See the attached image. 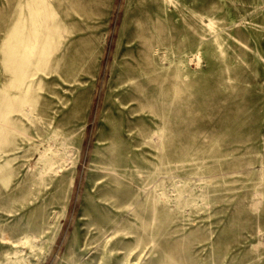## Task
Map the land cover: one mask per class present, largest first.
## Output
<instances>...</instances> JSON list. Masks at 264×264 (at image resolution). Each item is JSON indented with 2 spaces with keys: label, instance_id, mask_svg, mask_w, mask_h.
I'll list each match as a JSON object with an SVG mask.
<instances>
[{
  "label": "rangeland",
  "instance_id": "rangeland-1",
  "mask_svg": "<svg viewBox=\"0 0 264 264\" xmlns=\"http://www.w3.org/2000/svg\"><path fill=\"white\" fill-rule=\"evenodd\" d=\"M31 1L0 0V264H264V0H53L70 36L20 133L7 100ZM137 21L159 47L139 60L161 66L144 115L118 105ZM113 118L153 141L109 183ZM40 140L56 172H37Z\"/></svg>",
  "mask_w": 264,
  "mask_h": 264
},
{
  "label": "bare ground",
  "instance_id": "bare-ground-1",
  "mask_svg": "<svg viewBox=\"0 0 264 264\" xmlns=\"http://www.w3.org/2000/svg\"><path fill=\"white\" fill-rule=\"evenodd\" d=\"M25 5H27L29 8L26 21L30 24L24 23L23 28L20 30L21 35L24 36L22 42H19V45H22V52H24V60H22V62L19 64V76L15 81L18 83V87H20L21 91H19L17 94L15 93L10 95L8 97L9 100H7V107L9 108L11 106L10 109L13 108V112L16 114L19 113L16 121L27 123L28 125L24 126L23 124V129L18 128L17 130H19L20 133H25L28 131L30 126L33 125V122H35V120H40V117H42V114L37 110V104L41 98H44V96L38 91L45 90L44 85L47 84L48 80L44 76L47 75V71L51 70L49 72H58L61 68L59 53L64 51L65 48L63 42L70 36L68 35V30L62 26L61 16L56 12V8L53 5V0H32L31 2H26ZM153 30H155L154 27H152L148 22L145 23V21H137L135 25V34L132 37L137 38V40L139 39V46L137 45V49H134L135 53L133 50L131 61L126 63L127 65L121 71L122 74L118 78L117 85L122 86L123 90L128 91V93L124 94V96L118 97V105L124 106L127 103H136L135 106L127 108V112L131 115L140 113V111L142 114L146 113V111L153 112L149 103L153 94L147 93L148 85L154 81L150 74H154V72H160L161 66L154 69L155 71H153L145 68V64L141 63L139 60L141 57L148 58L150 55H152V51L153 53L155 52L158 54L159 47L157 43H153L151 37ZM155 82H157V80H155ZM29 91L31 92L27 93ZM17 100L18 102L15 105V101ZM144 117L145 116H143V118ZM123 120L124 122L126 121L125 118H123ZM115 124L116 119L114 120L113 118L111 125H114L115 128L113 129V132H110L106 139L110 141L112 146L109 153L106 156L103 155L102 157L107 158V161L110 164L112 161L119 163L118 165L111 166L110 168L104 169L102 171L101 177L106 178V181L109 183L121 178L124 172L123 169H125V167L122 168V164L126 160H130V156L133 154L135 148L140 147V145L143 143L149 144L153 141L147 135H143V137H147L146 140L137 139L138 136L132 131L130 125H124V134H119V128ZM127 134H131L129 138L127 137ZM124 139H127L129 142V146L126 149L122 145V142H125ZM70 142L71 148L68 155L70 157L69 160H71L72 163V171L70 175L65 178V180L66 182L73 184L75 178L74 168L76 166L74 151L76 148H74V142ZM33 143L38 153L37 162L43 164L39 166L37 172L39 174L56 172L57 168H59L55 167V164H57L55 156L57 155L58 148L56 147L54 149L53 153L50 154V158L47 160L45 155L46 149L43 146V141L40 140ZM47 143L48 146L53 147L58 142ZM62 146L64 147V145ZM24 149H26L25 146L19 143L18 146L14 148L13 157L16 159V157L19 156L18 154L22 153ZM15 151L18 152V154H16ZM109 198L112 200L114 196ZM115 230L116 229H113L112 231Z\"/></svg>",
  "mask_w": 264,
  "mask_h": 264
}]
</instances>
